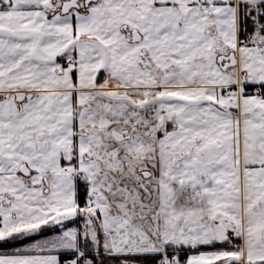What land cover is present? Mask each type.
I'll use <instances>...</instances> for the list:
<instances>
[{
  "label": "snow or ice",
  "instance_id": "6c2138e0",
  "mask_svg": "<svg viewBox=\"0 0 264 264\" xmlns=\"http://www.w3.org/2000/svg\"><path fill=\"white\" fill-rule=\"evenodd\" d=\"M105 259L264 264V0H0V264Z\"/></svg>",
  "mask_w": 264,
  "mask_h": 264
},
{
  "label": "trees",
  "instance_id": "16d2710c",
  "mask_svg": "<svg viewBox=\"0 0 264 264\" xmlns=\"http://www.w3.org/2000/svg\"><path fill=\"white\" fill-rule=\"evenodd\" d=\"M105 264H118L117 261L105 259Z\"/></svg>",
  "mask_w": 264,
  "mask_h": 264
},
{
  "label": "built area",
  "instance_id": "2783aa9c",
  "mask_svg": "<svg viewBox=\"0 0 264 264\" xmlns=\"http://www.w3.org/2000/svg\"><path fill=\"white\" fill-rule=\"evenodd\" d=\"M248 91L249 92H252V91H254V89L253 88H249Z\"/></svg>",
  "mask_w": 264,
  "mask_h": 264
},
{
  "label": "crops",
  "instance_id": "0c3cea01",
  "mask_svg": "<svg viewBox=\"0 0 264 264\" xmlns=\"http://www.w3.org/2000/svg\"><path fill=\"white\" fill-rule=\"evenodd\" d=\"M76 223H77V225H78L80 222H79V221H77Z\"/></svg>",
  "mask_w": 264,
  "mask_h": 264
},
{
  "label": "rangeland",
  "instance_id": "374dc122",
  "mask_svg": "<svg viewBox=\"0 0 264 264\" xmlns=\"http://www.w3.org/2000/svg\"><path fill=\"white\" fill-rule=\"evenodd\" d=\"M69 226H73V225H69Z\"/></svg>",
  "mask_w": 264,
  "mask_h": 264
}]
</instances>
